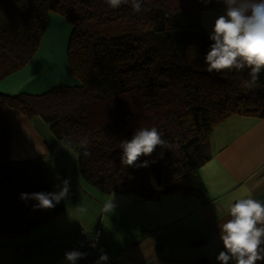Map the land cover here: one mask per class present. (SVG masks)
<instances>
[{"label":"trees","instance_id":"1","mask_svg":"<svg viewBox=\"0 0 264 264\" xmlns=\"http://www.w3.org/2000/svg\"><path fill=\"white\" fill-rule=\"evenodd\" d=\"M224 9L221 0H143L139 13L105 0H0V79L33 58L55 13L71 28L66 61L79 83L38 95L0 93V239L26 236L66 213L63 201L33 211L34 201L19 199L59 191L54 185L67 178L55 181L41 160L10 162V111L40 118L59 143L66 137L61 146L75 153L79 176L104 194L208 201L199 169L211 157L214 128L232 116L264 119V69L245 88L250 70L209 73L204 63L212 41L201 14ZM139 127H156L172 147L142 156L138 163L148 160V167L123 166L120 141Z\"/></svg>","mask_w":264,"mask_h":264},{"label":"crops","instance_id":"2","mask_svg":"<svg viewBox=\"0 0 264 264\" xmlns=\"http://www.w3.org/2000/svg\"><path fill=\"white\" fill-rule=\"evenodd\" d=\"M219 15L201 14V25L209 35ZM49 22L64 25L60 16L49 13L43 39ZM43 39L24 67L0 80L1 94L38 95L58 86L79 84L66 60L57 63L43 47ZM8 120L10 162L41 160L55 181H59L57 174L71 179L72 194L63 201L64 216L26 236L0 239V264H67L64 252L73 247L79 230L87 228L90 232L95 224L101 231L98 246L122 253L116 264H194L204 257L217 264L216 256L224 250L218 224L231 218L227 205L248 197L264 201V119L232 116L214 128L209 140L211 157L199 169L207 202L196 196L148 201L135 195L104 194L81 179L74 156L40 118L29 121L21 113L10 111ZM112 197L117 198L116 211L101 213L102 204ZM77 204L86 206L88 212L75 214Z\"/></svg>","mask_w":264,"mask_h":264},{"label":"clouds","instance_id":"3","mask_svg":"<svg viewBox=\"0 0 264 264\" xmlns=\"http://www.w3.org/2000/svg\"><path fill=\"white\" fill-rule=\"evenodd\" d=\"M112 8H118L121 4H131L137 13L143 11V0H105ZM211 0H205L210 3ZM225 6L224 13L219 15L212 26V41L210 49L204 57L207 71L222 72L224 70L244 71L250 70V79L243 82L245 88H253L259 80L261 70L264 69V0H221ZM163 133L156 127H139L134 131L130 140L120 141V163L126 167H148L149 161L138 163L140 158L150 157L157 146L171 148L172 145L162 138ZM64 137L60 144L65 143ZM83 143H86L83 142ZM91 153L84 151L83 155ZM154 162V161H153ZM55 179L60 180L59 174ZM59 191L21 193V201H34L33 211L51 210L70 195L71 179H64ZM117 198L112 197L105 201L101 213L115 212L118 208ZM75 214L83 215L88 208L83 204H77L73 209ZM227 214L230 219L220 222V241L223 249L216 256L217 264H255L264 261V201L251 197L239 198L234 203L227 205ZM96 233V239H99ZM83 247V244L80 245ZM87 252L79 248L65 251L63 259L67 264H77L84 260ZM110 260L107 252H104L94 264H108Z\"/></svg>","mask_w":264,"mask_h":264},{"label":"rangeland","instance_id":"4","mask_svg":"<svg viewBox=\"0 0 264 264\" xmlns=\"http://www.w3.org/2000/svg\"><path fill=\"white\" fill-rule=\"evenodd\" d=\"M205 13H207V12H205ZM210 13V12H209ZM55 14V13H54ZM216 14V13H215ZM56 15H58V14H56ZM59 16V15H58ZM205 16V15H204ZM61 17V16H60ZM208 19H209V17L208 16H206ZM61 19H62V21H63V23H64V25L62 24V27L61 26H59L58 24H56V23H53V22H49V26H48V28H47V30H46V34L44 35V39H43V37H42V39H43V41H44V44H43V47L45 46L46 47V49H48V51H50V53L51 54H53L54 56V59H55V61L57 62V63H62V64H64V62H65V60H66V49H67V40H68V36H69V33H70V31H69V25H68V23H67V21L63 18V17H61ZM47 26V25H46ZM67 38V39H66ZM62 40V41H61ZM58 42V43H56V42ZM61 41V42H60ZM60 42V43H59ZM67 62V61H66ZM1 80V79H0ZM35 95H37V94H35ZM67 149V151H69V153H71L73 156H74V158L76 159V155H75V153L71 150V149H69V148H66ZM66 162H68L67 160H66ZM66 169H67V167H65ZM70 171H71V169L69 168V166H68V173H70ZM97 209V211L99 212V209L98 208H96ZM106 223V219H105V221H104V224ZM98 226V224H95L94 226H93V229L94 228H96L97 226ZM85 229V231L86 232H88L89 230L87 229V228H84ZM89 229H91V228H89ZM90 232H92V231H90ZM18 238V237H17ZM100 250H101V252L102 253H104V252H107V251H104L103 249H102V247H100L99 248ZM107 253H111V252H107ZM201 259V258H200ZM199 260V259H198ZM214 263V262H213ZM216 263V262H215Z\"/></svg>","mask_w":264,"mask_h":264},{"label":"built area","instance_id":"5","mask_svg":"<svg viewBox=\"0 0 264 264\" xmlns=\"http://www.w3.org/2000/svg\"><path fill=\"white\" fill-rule=\"evenodd\" d=\"M96 233H99V239L101 236V231L97 226L92 230V232H86L83 228H81L78 232L77 238L74 241V245L72 248L67 251H71L74 248H79L82 252H87L88 256L84 260H79L78 264H94V262L99 258L103 253L99 249L98 246L99 239H96ZM83 244L81 248L80 245ZM110 257L108 264H116L117 261L121 258V252H111L107 253Z\"/></svg>","mask_w":264,"mask_h":264}]
</instances>
